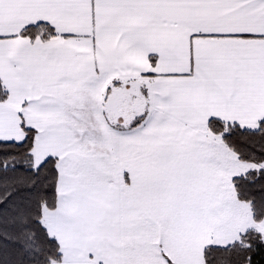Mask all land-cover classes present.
<instances>
[{
  "label": "snow or ice",
  "instance_id": "obj_1",
  "mask_svg": "<svg viewBox=\"0 0 264 264\" xmlns=\"http://www.w3.org/2000/svg\"><path fill=\"white\" fill-rule=\"evenodd\" d=\"M0 264H264V0H0Z\"/></svg>",
  "mask_w": 264,
  "mask_h": 264
}]
</instances>
